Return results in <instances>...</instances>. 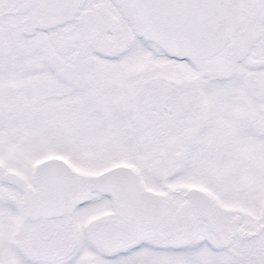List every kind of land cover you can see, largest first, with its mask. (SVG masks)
Returning a JSON list of instances; mask_svg holds the SVG:
<instances>
[{"label":"snow or ice","instance_id":"6c2138e0","mask_svg":"<svg viewBox=\"0 0 264 264\" xmlns=\"http://www.w3.org/2000/svg\"><path fill=\"white\" fill-rule=\"evenodd\" d=\"M0 264H264V0H0Z\"/></svg>","mask_w":264,"mask_h":264}]
</instances>
